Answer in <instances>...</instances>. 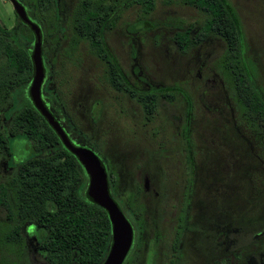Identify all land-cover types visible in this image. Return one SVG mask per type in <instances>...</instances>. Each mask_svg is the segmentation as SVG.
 Here are the masks:
<instances>
[{"label":"rangeland","instance_id":"1","mask_svg":"<svg viewBox=\"0 0 264 264\" xmlns=\"http://www.w3.org/2000/svg\"><path fill=\"white\" fill-rule=\"evenodd\" d=\"M229 1L242 26L253 85L264 96V0ZM76 2L59 0V6H64L67 14ZM25 9L34 21L27 5ZM14 13L9 0H0L1 27L18 26ZM141 14L138 4L122 7L105 39L129 80L135 81L137 88L130 87L134 94L160 96L149 120L133 99L110 87L101 63L85 46L65 51L68 30L50 33L56 44L47 52L50 64L46 67L52 66L58 77L66 80L53 78L62 85L52 83L54 88L46 96L52 102L46 107L75 133L78 141L71 139L74 146L98 155L111 179V197L130 221L135 217L137 195L145 235L152 232L154 224L174 221L183 210L186 258L193 261L198 255L197 264H207V251L194 250L193 246L196 241L207 244L214 239V264H238L241 259L237 258L242 255L245 261L247 252L254 264L262 263L264 233L262 237L257 234L264 229V147L237 117L230 91L217 73L215 63L224 44L219 38L207 37L198 46L180 52L171 40L172 33L188 22L196 27L203 16L178 0H155L152 11L144 17ZM146 20L150 26H145ZM130 60L135 64V77L129 76ZM163 88L167 90L161 92ZM14 96L0 108L2 124L4 116L30 101L28 86ZM11 145L13 163L31 153L23 138L14 139ZM4 160L0 158V183L13 171H4ZM144 178L148 193L143 192ZM153 190L157 197H153ZM6 225L10 222L0 203V226ZM28 228L37 230L34 225ZM244 245H249L248 250H236ZM34 246V241L26 239L21 255L4 252L17 264H41Z\"/></svg>","mask_w":264,"mask_h":264},{"label":"trees","instance_id":"2","mask_svg":"<svg viewBox=\"0 0 264 264\" xmlns=\"http://www.w3.org/2000/svg\"><path fill=\"white\" fill-rule=\"evenodd\" d=\"M24 1L36 18V23L45 27L43 31L46 34L43 32V36L52 33L55 24L52 1ZM154 1L79 0L72 9V34L68 42L72 51L78 39H87L93 53L109 64L107 83L114 90L133 99L140 106L146 120L154 114L160 96L134 94L117 70L115 58L101 42V28L95 25V21L100 14L102 29L107 30L118 19V11L122 7L138 4L141 16L144 17L152 11ZM178 2L198 9L203 17L196 27L188 22L184 28L175 30L171 35L172 42L180 52L198 46L207 37L219 38L223 42V51L215 63L217 73L230 91L237 117L251 129L254 137L264 147V96L254 87L249 73L248 61L244 55L242 26L236 11L229 0ZM15 18L18 26L14 25L8 30L0 26V108L13 100L16 93L27 88L33 75L30 55L34 34L16 14ZM145 24L150 26L148 20ZM159 90L162 92L167 89ZM3 120V124L0 120V158L7 159L8 164L13 165V171L5 182L0 183V203L6 211V220L10 222V225L0 226V264H17L4 251L8 250L16 256L22 254L25 244L21 231L23 224L36 227L34 232L38 252L49 262L100 264L110 244L111 226L105 209L94 203L86 193L87 175L81 164L62 145L31 100L14 113L4 116ZM18 138H23L30 144L31 153L13 163L14 146L11 147V141ZM110 180L107 174L108 185ZM135 197L133 212L136 220L142 221L143 210L137 195ZM263 233L264 229L257 235L262 237ZM245 246L236 250L247 249L249 245ZM246 254L248 257L245 261L242 255L237 258L241 259L238 264H254L251 254ZM260 260L262 263L259 264H264V254L260 256Z\"/></svg>","mask_w":264,"mask_h":264},{"label":"flooded vegetation","instance_id":"3","mask_svg":"<svg viewBox=\"0 0 264 264\" xmlns=\"http://www.w3.org/2000/svg\"><path fill=\"white\" fill-rule=\"evenodd\" d=\"M18 1L23 6L25 13H26V16L28 17L27 10L25 9L26 8L25 1L24 2H23V0H18ZM51 1H52V6H53V10H54V15H55V17H54L55 24L52 27V31L58 30L57 33H61V32L64 33L67 30L69 31L67 34L68 37L66 38V42L64 45V48L66 49L65 51L74 52L80 48V45L85 46L84 49L88 52V54L91 55L92 57H94V59L97 62L101 63L103 71H104L105 76H106L108 68H109V64L103 58H101L100 56L93 53V51L90 49V47L88 45L87 39H78L77 44L75 45V49L72 51H71L70 46L68 44V42L70 40L69 38L72 34V32H71L72 9L76 5V3H78L79 0H77V2L74 4V6H72L69 13H67V14L64 13L65 12L64 6H63V9H61L62 6L60 8L59 0H51ZM61 15L63 16V18L61 19V23H60V16ZM28 19H29V17H28ZM35 19L36 18L34 17V21H31L32 19L31 20L29 19V20L38 26L39 31H40V37H41V39H40L41 40L40 52H41V59H42V66H43V78H42V82L40 85V97H41L43 104L45 106H48V103L52 102L46 98V96L49 95L50 89L52 87L54 88V86L57 84L60 87L62 85V83H60L61 80L64 82L66 80L65 79L66 77H63V76L58 77L60 75H58V73L55 72V70H52V68H51L52 66L46 67V64H50V60L47 57V55L49 53H47V52H48V50H49V52L53 51L56 43L55 42L53 43L52 38H51V34H47L46 36L45 35L43 36V32L45 31V27L43 28L42 25H41L42 27L39 26L38 23H36ZM58 20H59V22H57ZM95 23H96L95 25H97V27L101 28L100 29L101 42L109 50V52L111 53V56L113 58H115L114 64H115V66H117L119 73L121 74V76L126 81V83L128 84L129 87H133V88L136 87L137 88V86L135 85V81L129 80V78L126 75L125 71L123 70L119 60L117 59V57H118L117 54L113 50H111V47L107 44V41L105 39V33L107 31H109L116 24V21L114 22V25L111 28H109L107 30L102 29V18L99 14V17L95 21ZM44 34H46V33L44 32ZM129 34H130V32H127L126 35L128 36ZM62 37H64V36H62ZM47 38L49 41L47 40ZM50 40H51V42H50ZM64 48L62 47V50ZM67 55H69V54L67 53ZM64 57L65 56L62 55V58H64ZM130 62L131 63L129 66L130 67L129 68V70H130L129 76L135 77V73H134V65L135 64L131 60H130ZM53 78H59L61 80H59L60 82L57 81L58 83H56V82H54L55 80ZM53 82H54V86L52 85ZM140 89H142V88H140ZM56 90L58 91L57 87H56ZM143 90L146 91L148 89L143 88ZM128 99L132 100L129 97H128ZM51 115H52V113H51ZM56 121L58 122V120H56ZM58 124L61 126L63 132L65 133V135L67 136V138L70 142H71V139L78 141V138L75 135V133L73 131H71L68 127H66V125L63 121L62 122L59 121ZM64 127H66V128H64ZM97 157H98V155H97ZM2 166H3L4 171H9V170L13 169V165L8 164L7 159L4 160ZM105 172H106V170H105ZM106 177H107V172H106ZM113 185H114V183H113ZM112 186H111V188H112ZM142 187H143V192L148 193L149 187H148V182H147L146 178H144V180H143ZM109 188H110V186L108 185V189ZM152 192H153V197H157V195H158L157 191L153 190ZM138 201H139V198H138ZM120 202H122V200ZM188 205H189V201L186 203V209H188ZM132 208H133V205H132ZM182 212H183V210L178 211V213L176 215V219L174 221L173 220L168 221L166 219L164 223L162 222L161 226H158V224H154L153 228H152V232H150V234H147V235H145L144 220L138 221V220H136V217H133V219H131V221L127 219V221L130 224L131 230H132V236H131L129 248H128L127 253L125 254L121 264H197L198 263V255L196 256V258L193 259V261L191 259H188L185 257V253H184L185 240H184V236H183V232L185 230V227H184L183 221H185L186 214H184ZM123 215H124V213H123ZM28 227H29V224L21 225V229H22L21 231H22V234L24 237V242L26 241V239H30V242L34 241L35 246L33 247V251L37 256H39L41 258V262H40L41 264H53V263L49 262L44 256H42L38 252L37 236H36L35 232H32L31 230H29ZM157 228H159V230ZM109 246H110V244H109ZM108 249H109V247H108ZM108 249H107V251H108ZM193 249L194 250L197 249V251H198V249H203V250L205 249V252L207 251V254H206L207 264H214V262H215L214 239H209L207 244H205L204 242L196 241L194 246H193ZM193 252H195V251H193ZM106 254H107V252H106ZM106 254H105V256H106ZM104 257H103V259H104ZM103 259H102V261H103ZM102 261L100 262V264L102 263Z\"/></svg>","mask_w":264,"mask_h":264},{"label":"water","instance_id":"4","mask_svg":"<svg viewBox=\"0 0 264 264\" xmlns=\"http://www.w3.org/2000/svg\"><path fill=\"white\" fill-rule=\"evenodd\" d=\"M15 14L34 34L31 47L33 75L28 86L29 98L35 109L59 137L62 145L70 151L81 164L87 175L86 193L89 198L105 209L111 226L110 246L101 264H121L130 245L132 230L129 222L113 200L108 189L105 168L97 155L90 149L74 146L63 132L61 126L51 115L40 97V85L43 78V66L40 52V31L36 24L26 16L23 6L17 0H9ZM145 185V184H144Z\"/></svg>","mask_w":264,"mask_h":264}]
</instances>
